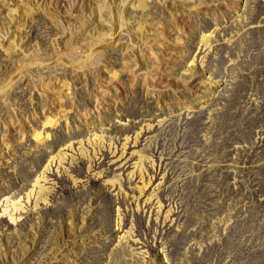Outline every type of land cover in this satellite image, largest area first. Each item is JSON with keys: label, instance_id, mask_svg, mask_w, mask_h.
I'll use <instances>...</instances> for the list:
<instances>
[{"label": "rangeland", "instance_id": "obj_1", "mask_svg": "<svg viewBox=\"0 0 264 264\" xmlns=\"http://www.w3.org/2000/svg\"><path fill=\"white\" fill-rule=\"evenodd\" d=\"M0 264H264V0H0Z\"/></svg>", "mask_w": 264, "mask_h": 264}, {"label": "bare ground", "instance_id": "obj_2", "mask_svg": "<svg viewBox=\"0 0 264 264\" xmlns=\"http://www.w3.org/2000/svg\"><path fill=\"white\" fill-rule=\"evenodd\" d=\"M53 164H54V162H51V163L49 162V164L47 165V167H46L43 175L40 176V177H38L35 180V184H34L33 191L26 196L24 202L28 201V204H31L33 200H35V199L37 200V196H39L38 197L39 200L40 199H43V195H44V193H45V191L47 189H45V186H43L42 183L45 182V181H47V177H46L47 175L46 174L48 172H51V170H52V168L54 166ZM21 200H19L17 202H11L9 199L6 200L8 204H12V210L10 211V208L7 207L5 209V211H4V214L12 217L11 218L12 222L15 221L13 217L15 215H17L24 208L23 202ZM39 200L36 202V208L39 205ZM43 203H48V199L44 198ZM9 211H10V213H9ZM13 213H14V215H13Z\"/></svg>", "mask_w": 264, "mask_h": 264}]
</instances>
